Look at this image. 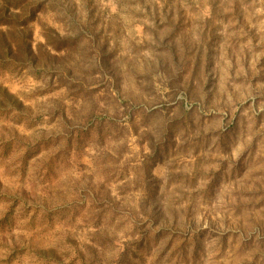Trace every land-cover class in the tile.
<instances>
[{
	"label": "rangeland",
	"instance_id": "obj_1",
	"mask_svg": "<svg viewBox=\"0 0 264 264\" xmlns=\"http://www.w3.org/2000/svg\"><path fill=\"white\" fill-rule=\"evenodd\" d=\"M0 264H264V0H0Z\"/></svg>",
	"mask_w": 264,
	"mask_h": 264
}]
</instances>
